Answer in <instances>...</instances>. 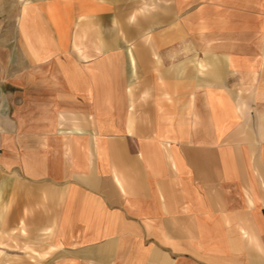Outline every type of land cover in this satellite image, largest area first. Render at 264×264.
<instances>
[{
  "label": "crops",
  "instance_id": "crops-1",
  "mask_svg": "<svg viewBox=\"0 0 264 264\" xmlns=\"http://www.w3.org/2000/svg\"><path fill=\"white\" fill-rule=\"evenodd\" d=\"M262 9L0 0V234L44 264H264Z\"/></svg>",
  "mask_w": 264,
  "mask_h": 264
},
{
  "label": "rangeland",
  "instance_id": "rangeland-1",
  "mask_svg": "<svg viewBox=\"0 0 264 264\" xmlns=\"http://www.w3.org/2000/svg\"><path fill=\"white\" fill-rule=\"evenodd\" d=\"M262 13H264L263 9ZM0 243H2L0 244V264H44L47 256V251L38 252L41 249L37 251L31 249L27 246L28 244L26 242L17 240L11 234H6V236L0 234ZM2 247L8 248L6 250L7 252L3 251ZM13 249L17 250V252H14ZM31 250L34 252H31ZM20 251L22 252L18 253ZM33 254L34 256H32ZM31 257L33 258L31 259Z\"/></svg>",
  "mask_w": 264,
  "mask_h": 264
}]
</instances>
